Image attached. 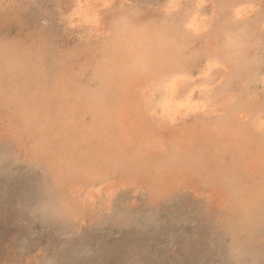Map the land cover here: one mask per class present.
Returning a JSON list of instances; mask_svg holds the SVG:
<instances>
[{
	"label": "rangeland",
	"instance_id": "rangeland-1",
	"mask_svg": "<svg viewBox=\"0 0 264 264\" xmlns=\"http://www.w3.org/2000/svg\"><path fill=\"white\" fill-rule=\"evenodd\" d=\"M0 264H264V0H0Z\"/></svg>",
	"mask_w": 264,
	"mask_h": 264
},
{
	"label": "crops",
	"instance_id": "crops-1",
	"mask_svg": "<svg viewBox=\"0 0 264 264\" xmlns=\"http://www.w3.org/2000/svg\"><path fill=\"white\" fill-rule=\"evenodd\" d=\"M172 1V0H171Z\"/></svg>",
	"mask_w": 264,
	"mask_h": 264
}]
</instances>
